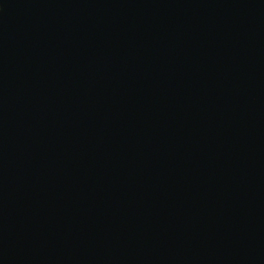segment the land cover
Masks as SVG:
<instances>
[{"label":"water","instance_id":"obj_1","mask_svg":"<svg viewBox=\"0 0 264 264\" xmlns=\"http://www.w3.org/2000/svg\"><path fill=\"white\" fill-rule=\"evenodd\" d=\"M0 264H264V0H0Z\"/></svg>","mask_w":264,"mask_h":264}]
</instances>
